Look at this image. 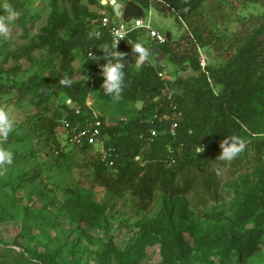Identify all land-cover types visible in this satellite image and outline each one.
I'll list each match as a JSON object with an SVG mask.
<instances>
[{"label": "rangeland", "instance_id": "obj_1", "mask_svg": "<svg viewBox=\"0 0 264 264\" xmlns=\"http://www.w3.org/2000/svg\"><path fill=\"white\" fill-rule=\"evenodd\" d=\"M97 1L112 7L109 0ZM234 2L240 16L264 13L261 3ZM3 3H10L19 15L11 39L0 40V80L15 85L0 95V109L7 111L13 122L10 132H0V146L14 155L13 164L0 174V264H221L219 250L224 245L230 248L224 264H264V207L260 203L264 197V149L258 144L264 138V114L257 111L251 119L243 121L248 131L243 142L245 148L232 161L217 166L219 184L215 190L175 196L167 204L157 197L150 211H141L128 196H114L92 183L88 161L58 121L56 137L65 157H58L55 143L47 141L32 123L37 113L49 116L57 110L67 113L63 104L71 96L52 89L40 105L36 104L31 90L39 88V83L47 84L58 63L47 45L34 47L31 59H15L11 54L31 39L38 41L37 36L53 9L68 17L71 28L79 25L70 3L0 0V12ZM83 3L96 13L95 24L99 22L100 11L110 14L107 7L86 0ZM155 4L156 1L147 8L150 23L172 35L169 46L177 59L172 61L164 56L158 60L153 54L151 62L165 70L161 78L173 80L179 73L186 78L182 91L190 102L193 89L201 83L202 72L201 67L200 70L191 67V59L204 53L208 75L210 71L221 70L223 61L210 47L195 44L186 25L177 24L170 11H159ZM239 29V23L232 20L226 32L230 35ZM64 36L84 41L80 33L69 36L67 31ZM138 40L149 47L150 40L145 37ZM86 51L84 46L74 48L69 80L75 86L87 83L92 74V67H86ZM209 90L220 93L222 86L210 78ZM85 91L78 88L73 103L80 106L87 100L92 111L103 117L104 140L115 141L121 132L115 127L124 125V117L134 116L141 101L119 104L103 95L100 87L88 95ZM94 152L96 147L91 149ZM74 191L89 195L103 206L105 228L89 226L71 216L73 210L67 202ZM238 246L245 249L243 256L237 253Z\"/></svg>", "mask_w": 264, "mask_h": 264}, {"label": "trees", "instance_id": "obj_2", "mask_svg": "<svg viewBox=\"0 0 264 264\" xmlns=\"http://www.w3.org/2000/svg\"><path fill=\"white\" fill-rule=\"evenodd\" d=\"M67 1L70 3L73 18L79 25L71 28L68 17L65 14L58 15L53 9L42 27V32L37 36L38 41L31 39L25 47L11 54L15 59H31L30 52L34 47L47 45L49 52L58 61L56 71L48 83H39V88L31 90L37 99V105L42 103L46 93L52 89L55 93L65 92L71 96L70 102L66 100L63 104L67 113L60 110L50 116L37 113L32 121L36 130L45 135L47 141L55 143L58 157L66 156L56 137L58 118H66L71 123H82L90 118L92 107L83 101L79 106L80 113H76L74 109L78 105L72 100L76 99L75 92L78 88H85L87 95L96 87L101 88L102 70L97 69V65L106 62L102 60L103 50L112 46L105 32L99 39L93 34L96 13L91 12L83 0ZM86 1L101 8L107 7L110 15H114L110 5H102L97 0ZM133 1L145 8H149L156 1L159 11H170L177 24L183 22L186 25L195 44L210 47L223 61L221 70L210 71V75L206 70L200 71L201 83L193 89V97L188 102L182 91L187 80L180 73L173 80L165 79L158 75V71L162 69L152 62L146 61L136 66L137 53L134 46L139 40L135 32L130 35V39H124L118 45L117 50L126 53L123 61L125 89L123 98L116 102L127 104L141 101V106L124 125L115 127L121 130L115 141L105 140L106 145L116 148V170L104 162L98 151L91 153L93 145H76L88 161L94 185L104 187L120 198L128 196L137 209L150 211L157 197H160L163 204H167L175 196H185L199 190H215L219 184L216 168L225 161L219 158L221 143L225 140L244 142L248 131L243 126V121L251 119L257 111L264 114V13L260 16H240L236 13L234 0ZM237 1L258 2L264 6V0ZM84 16L89 18L86 19L88 22ZM232 20L239 23L240 29L229 35L226 32L227 24ZM67 31L69 36L80 33L84 41L65 37L64 33ZM156 45L166 54L168 60L177 59L172 54L169 41ZM80 46H84L87 51L92 50L93 56L87 57L86 67H92L91 76L95 77L92 82L88 81L78 85L79 87L62 84V80L70 78L71 65L75 59L74 48ZM191 67L200 70L196 57L191 59ZM210 78L222 86L220 93L209 90ZM13 86V83L7 84L0 80V95L3 91L11 90ZM164 89L172 93L171 101L163 95ZM171 104L176 105L182 112L175 136L169 132V121H145L152 120L154 114L171 113ZM152 126L158 132L154 141L148 142L140 138V134L146 135ZM104 129L106 128L103 125V132ZM258 144L264 149V138ZM200 145L204 146L202 153L197 152ZM169 146L172 151L168 150ZM67 203L73 210V218H78L92 227H106L103 222V206L89 195L74 191ZM260 203L264 207V197L260 199ZM229 249L228 245H224L219 250L221 264H224L223 260L228 256ZM236 250L243 256L245 249L242 246H238Z\"/></svg>", "mask_w": 264, "mask_h": 264}, {"label": "built area", "instance_id": "obj_3", "mask_svg": "<svg viewBox=\"0 0 264 264\" xmlns=\"http://www.w3.org/2000/svg\"><path fill=\"white\" fill-rule=\"evenodd\" d=\"M108 34L110 42H113L115 36L120 38V42L124 39H130V35L135 32L137 34V39L141 37H145L146 39L153 42V44H165L168 41V38L164 32L156 29L150 23V18L148 13L146 15L134 16L129 18L128 20H124L120 17H117L115 14L110 15L105 10L99 12V22L96 23L95 28L93 30V34L96 38H101L103 33ZM95 33H99V35H95ZM92 50L89 49L87 51V57H92ZM205 57L204 53H200L198 56L199 65L202 70H205ZM106 62H101L97 65V69H101L100 65ZM166 73L165 70L158 71V75L161 77ZM94 76H91L88 81L92 82ZM163 95L168 99L172 100V93L168 89L163 90ZM67 102H70V99H67ZM86 103L90 106V103ZM172 111L171 113H165L162 115H153L152 120H145L147 122L153 123L155 120L158 122L169 121V132L172 136H175L177 133V129L179 123L182 119V112L176 107V105L171 104ZM75 112L80 113V107L75 106ZM126 122L128 119L126 117L123 118ZM60 126L64 133L69 136L72 141L76 144L88 143L96 147L97 151L100 154V157L104 160V162L112 167L114 170L115 158L117 157L116 148L111 145H106L104 140V132L102 131V126L104 125V120H102V115L99 113L92 111L90 118L88 120L83 121L82 123H71L68 119L62 118L58 120ZM158 135L157 129L155 127H150L148 129V133L140 134V138L145 139L148 142L154 141L156 136ZM169 151H172V148L168 147ZM138 158V156L136 157ZM171 161L173 159L171 158Z\"/></svg>", "mask_w": 264, "mask_h": 264}, {"label": "clouds", "instance_id": "obj_4", "mask_svg": "<svg viewBox=\"0 0 264 264\" xmlns=\"http://www.w3.org/2000/svg\"><path fill=\"white\" fill-rule=\"evenodd\" d=\"M150 8V7H149ZM19 15V12L10 4L3 3L2 12H0V40L7 41L12 37V27ZM99 35V33H95ZM169 40V39H168ZM120 38L115 36L111 48L103 50V59L106 63L100 65L102 70L103 82L101 85L103 95L112 97L115 101H120L123 98L125 89V65L123 63L126 53L118 49ZM155 45V44H154ZM134 51L137 53L136 64L139 66L143 63L151 62L153 53L150 48L143 44H136ZM99 61V60H98ZM62 84L71 85L72 81L65 79L61 81ZM13 128V122L10 120L7 111L0 109V132L8 133ZM221 152L219 158L225 161H232L245 148V144L240 141H223L220 145ZM204 151V146L200 145L197 148L198 153ZM13 152L3 146H0V174L7 170V166L13 164Z\"/></svg>", "mask_w": 264, "mask_h": 264}, {"label": "water", "instance_id": "obj_5", "mask_svg": "<svg viewBox=\"0 0 264 264\" xmlns=\"http://www.w3.org/2000/svg\"><path fill=\"white\" fill-rule=\"evenodd\" d=\"M107 2V0H103L102 3ZM112 5L113 13L124 20H128L131 17L134 16H141L143 14V10L140 6H138L136 3H133L132 1H128L126 3H120L116 0H109L108 1ZM167 38L169 39L170 35L169 33H166ZM152 52H158L159 47L157 45H154L151 49ZM162 57L165 56L164 53H160ZM160 56V57H161ZM160 57L157 59L159 60ZM181 70H185V67H181Z\"/></svg>", "mask_w": 264, "mask_h": 264}, {"label": "crops", "instance_id": "obj_6", "mask_svg": "<svg viewBox=\"0 0 264 264\" xmlns=\"http://www.w3.org/2000/svg\"><path fill=\"white\" fill-rule=\"evenodd\" d=\"M133 3H136V2H133ZM138 6H140L141 8H142V12H143V14L142 15H146L147 14V11H149V9H147V8H145V7H143V6H141L140 4H138V3H136ZM169 35H170V37H169V40L168 41H170V40H172V35L169 33ZM148 40V39H147ZM149 42V46H150V49H152L153 48V46H154V44L151 42V41H148ZM154 55H155V57L156 58H158V57H160L161 55H160V53H163V52H161L160 50L158 51V52H152ZM165 54V53H164ZM162 57V56H161ZM165 57H166V54H165ZM138 108H140V107H138Z\"/></svg>", "mask_w": 264, "mask_h": 264}]
</instances>
